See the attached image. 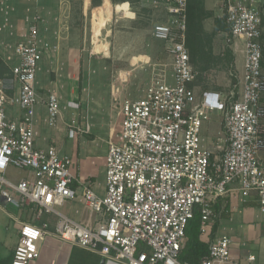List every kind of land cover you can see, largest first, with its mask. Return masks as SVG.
I'll use <instances>...</instances> for the list:
<instances>
[{
	"label": "built area",
	"instance_id": "2783aa9c",
	"mask_svg": "<svg viewBox=\"0 0 264 264\" xmlns=\"http://www.w3.org/2000/svg\"><path fill=\"white\" fill-rule=\"evenodd\" d=\"M222 3L229 41L239 39L244 45L237 96L197 93L198 71L187 44L189 0H153L163 16L154 23L152 36L166 45L170 73L162 70L142 96L118 102L120 121L107 142L103 195L91 180L74 176L70 155L61 154L55 144L44 147L37 142L38 74L55 49L44 38L38 18L15 44H4L11 49L6 60L15 61L0 76V197L27 217L12 215L21 223L12 264H31L39 258V243L49 233L44 212L58 217L61 238L99 252L105 262L187 264L179 256L196 207L202 236L209 242V253L199 264H243L233 258L229 236L211 239V234L220 197L236 191L245 199L255 194L264 208V27L253 0ZM61 105L59 93L50 92V126L60 117ZM214 112L223 118L219 136L211 143L203 129ZM71 121L69 137L87 132L76 117ZM10 167L26 169L29 175L13 181L6 176ZM76 198L85 203L89 222L96 218L94 223L76 221L57 210ZM256 259L248 255L250 263Z\"/></svg>",
	"mask_w": 264,
	"mask_h": 264
},
{
	"label": "rangeland",
	"instance_id": "374dc122",
	"mask_svg": "<svg viewBox=\"0 0 264 264\" xmlns=\"http://www.w3.org/2000/svg\"><path fill=\"white\" fill-rule=\"evenodd\" d=\"M84 1L67 0L68 7H64L62 0H24L23 4L29 8L30 19L37 17L40 21L44 38L55 46L52 56L43 61L44 75L40 76L39 91L46 98L50 92H58L63 97L62 104L69 108L67 114L70 123L75 115L76 123L86 129V133L103 137L109 126L111 128L118 122L117 101L142 96L157 73H162V70L170 73L171 58L165 43L152 36L154 23L163 16L153 7V0H110L113 5L112 17L97 21V8L88 6L84 15ZM191 2L194 4L198 1ZM103 3L104 0L101 5ZM258 7L262 12L264 27V1ZM210 15L204 14V51L194 66L198 71L197 93H212L210 97L216 98L218 92H238L241 83L234 62L228 57L227 46L224 49L220 43L216 47L213 39L211 44L208 41V35L212 32L209 30ZM239 42L243 45L241 40ZM262 45L264 52V33ZM79 91L83 93L84 100ZM82 106L85 112L80 114ZM222 118L221 112H214L211 121L204 125L203 135L211 143L219 136ZM74 139L68 137L69 144ZM6 176L17 181L26 176V172L10 167ZM56 208L61 212L67 211L64 206ZM21 212L12 204L0 207V228L5 234H15L20 228L21 224L11 215L22 219ZM47 217L48 213L44 212L42 218Z\"/></svg>",
	"mask_w": 264,
	"mask_h": 264
},
{
	"label": "crops",
	"instance_id": "0c3cea01",
	"mask_svg": "<svg viewBox=\"0 0 264 264\" xmlns=\"http://www.w3.org/2000/svg\"><path fill=\"white\" fill-rule=\"evenodd\" d=\"M23 1L24 0H0V76H5L8 73L10 65L15 61L6 60L11 49L6 50L4 44H15L20 40L27 32L28 25L33 19H30L32 15L29 12V8L25 7V4H23ZM253 1L258 5L264 0ZM62 2L65 3L64 7H66L68 3L67 0H62ZM204 5L205 8L211 12L209 30L213 31L215 29V19L223 17L224 10L222 0H204ZM27 6L29 5L27 4ZM88 6L92 8L91 0H89L88 4L86 0L84 1V15H86ZM29 7L31 9V6ZM228 37V31L219 29L218 33L213 37L214 42L212 43H214L216 47L222 43V48L225 49V46L231 48L234 56L233 62L235 70L239 78H241L245 61L244 47L238 39L228 41ZM43 64L42 62V69L38 74V87L39 83H41L40 76L44 75V73H42ZM46 88L49 89L48 86H46ZM39 93L41 101L37 105L35 116V130L38 144L44 147L49 144H55L61 154L70 155L74 161L72 168L74 176L76 178L91 180L96 191L103 195L105 193V157L108 148L107 142L110 134L118 128L117 124H119L120 121L119 113L118 122L111 126V128L109 126L105 136L97 137L95 135L94 139H89L87 133L86 135L83 133L79 134L77 138L73 137L75 139L69 144V136H67L69 135L68 129L70 125V119L67 114L69 108L62 104V113L60 117L54 126H50L48 123L46 106L47 98L41 91H39ZM79 93H81V91H79ZM113 95L116 97L115 92H113ZM80 96L82 99L84 98L83 93H81ZM89 96L92 100L91 93ZM119 101L120 100L117 101L115 109H119ZM84 112L85 109L82 106L80 114ZM73 117L76 116L73 115ZM22 170L26 172V176H22L17 179V181L29 175L28 170ZM74 187L78 188L81 192V185L78 182H75ZM0 204L1 208L5 206L1 197ZM63 206L67 211L60 212L70 218L85 224L95 222L96 218H94L93 222H89V212L85 203L80 198L69 200L61 207ZM215 209L218 217L214 224L217 222L218 228L214 238L223 235L229 236L232 239V256L243 264H264V208L258 204L257 195L252 194L249 198L245 199L240 192L236 191L231 195L220 197L217 200ZM21 217L22 219H26V212H21ZM12 218L17 221L14 217ZM44 220L49 224V228L47 229L49 233H47L45 238L39 243V258L33 260L31 264H115L112 262H105L106 260L104 257L95 250L61 238L57 234V216L48 213L47 218H42V221ZM37 223L41 224L42 222L38 221ZM20 228L16 230L15 234H5L0 228V258L8 259L15 253V248L20 239ZM205 238V236L201 235L202 240L205 241ZM250 253L255 254L257 257L254 263L248 261V255Z\"/></svg>",
	"mask_w": 264,
	"mask_h": 264
},
{
	"label": "trees",
	"instance_id": "16d2710c",
	"mask_svg": "<svg viewBox=\"0 0 264 264\" xmlns=\"http://www.w3.org/2000/svg\"><path fill=\"white\" fill-rule=\"evenodd\" d=\"M197 3H192L189 0V10H188V34H187V44L190 48L191 57L193 63L196 61L199 55H202L204 49L203 41V24L202 21L205 15H210L211 12H207L204 6V2L201 3L200 0H197ZM102 0H91L92 9L97 8L96 21L97 19H110L112 17L113 5L110 0H104V3L101 5ZM219 29H223L230 33V26L226 21L225 16L222 18L215 19V29L208 35V41L211 44L213 37L218 33ZM228 57L231 62L234 61V56L231 48L228 46L226 48ZM237 96V92H235ZM89 139H94L95 135L87 133ZM201 212L199 207L195 208L193 216L190 218L187 227V242L180 253L179 259L182 262L187 264H199V262L208 255L209 253V242H206L201 239ZM218 224L217 222L213 225V233L211 239L214 238L217 231ZM15 253L8 259L0 258V264H12Z\"/></svg>",
	"mask_w": 264,
	"mask_h": 264
}]
</instances>
